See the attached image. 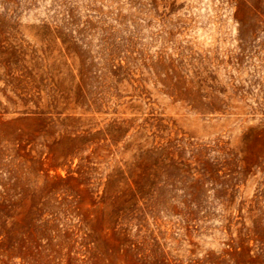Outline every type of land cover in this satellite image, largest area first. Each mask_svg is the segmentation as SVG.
Returning <instances> with one entry per match:
<instances>
[{
	"label": "rangeland",
	"instance_id": "rangeland-1",
	"mask_svg": "<svg viewBox=\"0 0 264 264\" xmlns=\"http://www.w3.org/2000/svg\"><path fill=\"white\" fill-rule=\"evenodd\" d=\"M0 264H264V0H0Z\"/></svg>",
	"mask_w": 264,
	"mask_h": 264
}]
</instances>
